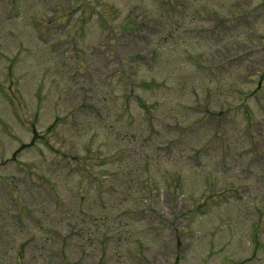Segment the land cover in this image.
Wrapping results in <instances>:
<instances>
[{"label":"rangeland","instance_id":"1","mask_svg":"<svg viewBox=\"0 0 264 264\" xmlns=\"http://www.w3.org/2000/svg\"><path fill=\"white\" fill-rule=\"evenodd\" d=\"M180 1L175 5L178 9L171 11L164 0H83L81 7L79 0H0V264H175L178 252L182 251L185 258L179 264H223L227 257L240 263L248 255L251 220L241 223L236 214L224 213L215 205L206 218L195 216L194 220L185 218L182 224L181 220L173 224L181 214L174 216L170 207L176 194L175 205L187 208L186 201L184 205L178 201L193 193L197 203H201V196L209 192L201 164L206 176L220 179L218 169L223 172V160H227L232 174L219 182L225 184L224 189L229 184L240 185L242 167L237 161L250 170L260 169L261 165H255L252 159L253 150L249 151L251 140L241 126L246 127L247 118L241 112L234 119L226 149L220 145L222 140L212 138V131L207 130L212 126L209 121L191 126L200 118L192 107L204 105L205 92L203 85L197 97L191 96L188 86L203 83L198 82L202 75L192 77L191 67L198 55L206 50L216 58L223 49L231 47L229 39L219 43L220 37L207 47L202 38L214 37L219 30L225 34L240 33L245 42L257 33L264 36L263 0H253L257 8L249 22L246 18L236 22L241 24L237 30L231 26L233 16L251 0ZM16 3L21 10L14 6ZM91 4L97 7L91 8ZM74 9L78 10L72 12ZM210 11L216 13L217 21L211 20ZM102 14L109 18L112 27L121 25V29L128 21L135 27L142 21L161 19L160 33L152 34L150 42L161 45L162 63L149 70L144 65L136 67L139 61L133 60L129 63L133 66L120 68L121 53L129 60L132 53H145L147 48L134 34L121 41L117 32L109 39L110 34L99 29ZM33 17L39 21L40 30L32 24ZM69 19L72 22L68 23ZM67 23V28L62 26ZM106 27L109 30V24ZM37 31L57 37L56 42L40 41ZM64 32L73 37L76 49L83 53L79 58L72 54L67 40L60 44L59 39L66 37ZM258 55H251L249 61L235 62L233 68L228 67L221 75L219 90L224 87L225 96L228 97V84L243 77V69H249ZM7 75L15 81L9 86V98L2 92L7 87ZM155 75L166 82L165 87L156 91L136 83H131L134 86L130 89L126 82L127 77L138 83ZM260 77L253 75L254 80ZM130 92L134 95L132 101ZM139 95L147 102L158 103V118L152 122L157 135L151 134V124H147L136 103ZM20 100L38 111L34 122L29 113L24 122L15 115L11 102L20 104ZM95 107L103 108L111 121L115 120L117 135L111 123L100 127L92 115ZM254 110L259 123V129H254L256 139L264 149V120L256 107ZM36 135L40 138L32 148H26L16 161L12 160L14 152L21 145L30 144ZM46 135L52 139L49 145L41 139ZM90 146L93 154L102 151L98 161L117 151L125 153L111 165L95 162L73 170L54 151L59 149L67 155L70 163L87 162ZM168 147L172 150L168 151ZM193 148L200 149L198 158L202 162L195 166L187 162L192 159ZM85 171L90 177L79 188ZM92 174L100 186L91 179ZM176 175L184 178L185 193L171 184ZM145 184L151 185V195ZM251 190L261 191L254 187ZM136 198L139 203L146 202L144 208L136 205ZM91 200L104 201L109 212L98 211ZM257 205L254 201L251 211ZM247 206L243 207L244 213ZM84 207L88 216L76 213ZM134 211L144 212L145 217L133 216ZM130 215L131 221L126 222L124 219ZM103 218L107 224H102ZM74 219H81L86 226L85 240L73 236L78 228L72 233L63 232L64 224ZM188 236L191 238L186 239ZM177 238L186 240L180 244ZM259 255L264 258L262 251ZM258 264H264V260Z\"/></svg>","mask_w":264,"mask_h":264}]
</instances>
